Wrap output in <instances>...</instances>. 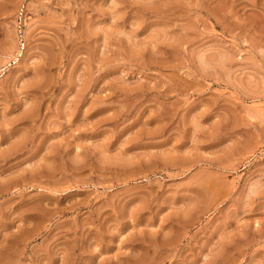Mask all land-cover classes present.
Here are the masks:
<instances>
[{"label": "rangeland", "instance_id": "1", "mask_svg": "<svg viewBox=\"0 0 264 264\" xmlns=\"http://www.w3.org/2000/svg\"><path fill=\"white\" fill-rule=\"evenodd\" d=\"M0 264H264V0H0Z\"/></svg>", "mask_w": 264, "mask_h": 264}]
</instances>
